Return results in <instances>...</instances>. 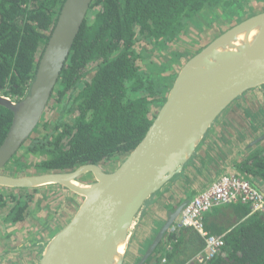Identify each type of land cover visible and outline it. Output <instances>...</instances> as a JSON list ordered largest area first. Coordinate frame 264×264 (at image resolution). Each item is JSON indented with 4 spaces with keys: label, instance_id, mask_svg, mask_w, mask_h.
<instances>
[{
    "label": "trees",
    "instance_id": "obj_1",
    "mask_svg": "<svg viewBox=\"0 0 264 264\" xmlns=\"http://www.w3.org/2000/svg\"><path fill=\"white\" fill-rule=\"evenodd\" d=\"M65 1L0 0L1 95L15 101L25 96ZM243 1L96 0L51 99L59 116L21 148L15 163L37 173L62 172L128 155L149 130L156 105L168 95L154 74H145L137 42L170 44L199 17L227 13ZM93 63L95 74L85 82ZM12 122L13 112L0 106V146ZM238 170L264 183V149ZM8 191L0 194V218L17 224L26 219L27 199L39 189ZM204 223L226 242L207 264H264V213L252 214L242 203L228 204L214 208ZM203 248L199 234L185 229L176 235L166 262L156 258L153 264H197L193 258Z\"/></svg>",
    "mask_w": 264,
    "mask_h": 264
},
{
    "label": "water",
    "instance_id": "obj_2",
    "mask_svg": "<svg viewBox=\"0 0 264 264\" xmlns=\"http://www.w3.org/2000/svg\"><path fill=\"white\" fill-rule=\"evenodd\" d=\"M95 1L66 0L25 96L15 101L0 94V106L13 112L0 146V188L58 185L83 198L45 246L39 264H146L193 197L171 208L144 251L127 262L138 216L185 171L215 122L246 93L264 87L263 11L224 31L183 65L146 135L115 168L85 164L32 175L3 172L35 137ZM219 172L206 187L225 174Z\"/></svg>",
    "mask_w": 264,
    "mask_h": 264
},
{
    "label": "rangeland",
    "instance_id": "obj_3",
    "mask_svg": "<svg viewBox=\"0 0 264 264\" xmlns=\"http://www.w3.org/2000/svg\"><path fill=\"white\" fill-rule=\"evenodd\" d=\"M263 11L264 0H245L241 3V6L233 8L227 13L212 12L207 13L206 17H199L190 24L175 42L170 44L153 45L146 40H139L136 48L144 54L145 61L143 68L146 69L145 74L147 76L150 73L154 74V78L160 80L164 93L168 94L179 71L191 57L230 27ZM96 65L97 63H93L87 68L85 82L92 80ZM54 106L55 99L53 98L41 123L35 130V137L46 132L44 129L46 123H53L57 120L59 112ZM161 106L162 104L156 105L152 115H156ZM231 116V114L228 115L227 113L225 115L227 118H231ZM21 154L22 151L19 155L21 156ZM20 156L15 157L3 172L14 175H32L37 173L34 168L23 169V167L18 166L15 160ZM125 157L122 156L118 161L112 163H104L103 166L108 169L115 168ZM83 181L89 183L91 178L84 177ZM176 185L178 184H175V187ZM166 189H168V186L159 193L158 197L156 196L155 199H152L156 200V204L157 200L164 199L163 194L164 192L166 193ZM8 192V189L0 188V194ZM15 192L20 191L16 189ZM82 202V197L74 195L64 187L58 185H48L39 188V191L33 194V197L27 199L29 206L28 216L24 222L18 224L17 230L13 229V231H8L9 233H7V227L3 228L6 222L3 218H0V239L4 236H10L14 232L16 239L14 246H19L26 242L24 248H20L19 250L16 249L17 247L11 249L12 247L8 245L5 250H0V258H2L0 259V264H39L45 246L54 235L71 221ZM139 218H142V216H138L137 219ZM136 229L137 225L131 237L130 250L134 249L136 243L134 238L136 236ZM156 255H158V252H156Z\"/></svg>",
    "mask_w": 264,
    "mask_h": 264
},
{
    "label": "crops",
    "instance_id": "obj_4",
    "mask_svg": "<svg viewBox=\"0 0 264 264\" xmlns=\"http://www.w3.org/2000/svg\"><path fill=\"white\" fill-rule=\"evenodd\" d=\"M263 88L264 87L246 93V99L244 98L243 100L235 102L227 111L235 112V110H240L242 108L245 109L244 114H246L247 119H255V126L251 124L253 125V130L248 135H244L240 132L237 134H230L227 139H224L225 136L223 135V129L227 126L224 124L226 121L222 118L223 120L217 123L216 126L210 130L200 145V148L186 166L185 171L167 185L168 189H166V193L164 192L163 194L164 199L157 200V204L156 200H152L155 199L156 196L158 197L159 193L161 192L160 191L146 204L142 213L139 215L142 216V218L136 220L137 229L136 236L134 237L136 243L134 245V249L130 250L127 262H132L139 253L144 251V248L148 243L152 233L158 227L159 222H161L163 218L166 217L167 212L171 208L176 207L184 198L194 197L195 194L201 190V188L206 187L209 182L213 181L214 177L220 173L219 171L225 170V174L238 173L239 164L243 160H246V155H249V152L242 153L243 155L240 154L241 147H244L245 144H250L254 136L256 134H260L261 130L264 128V99L261 102V107H259L260 104L258 102V100L260 98L262 99L264 96ZM253 104H256V106L259 108L257 110L251 109V105ZM227 122H230V120L227 119ZM248 136H250V138ZM229 140H233L234 143H231ZM255 180L257 181L256 184L264 191V183L259 179ZM175 184L178 185L175 187ZM206 215L204 216V219ZM2 218L6 222L3 228L7 227V233L13 231V229L17 230L19 227L18 224L20 223L12 224L6 221V218ZM185 229H191L195 231L192 228H184L180 232ZM14 235L15 234L13 232L10 234V236H4L0 239V250H5L7 245L12 247L11 249L15 247H17V250L24 248L26 242L20 244L19 246H14L16 243ZM165 241L166 237L159 247L158 255H156L155 252L154 256H152V258H150L146 264H153L156 258H166V253L168 252L164 250L165 245L163 246V243Z\"/></svg>",
    "mask_w": 264,
    "mask_h": 264
},
{
    "label": "built area",
    "instance_id": "obj_5",
    "mask_svg": "<svg viewBox=\"0 0 264 264\" xmlns=\"http://www.w3.org/2000/svg\"><path fill=\"white\" fill-rule=\"evenodd\" d=\"M236 203L248 205L252 214H262L264 213V191L255 182L240 174H222L205 189L198 191L187 204L165 236L164 250L171 251L175 237L182 229L192 228L204 241V248L194 256L193 261L197 264H207L221 254L226 242L224 235H213L206 230L204 216L216 207ZM165 262L164 257L161 263Z\"/></svg>",
    "mask_w": 264,
    "mask_h": 264
},
{
    "label": "flooded vegetation",
    "instance_id": "obj_6",
    "mask_svg": "<svg viewBox=\"0 0 264 264\" xmlns=\"http://www.w3.org/2000/svg\"><path fill=\"white\" fill-rule=\"evenodd\" d=\"M264 90V88H263ZM246 95H244L242 98H240L238 101L243 100ZM264 99V96L262 97V99L260 98L258 100L260 106H262V100ZM237 101V102H238ZM254 103V102H252ZM243 106V105H242ZM259 107L256 106V104L251 105V109L253 110H257ZM229 110V109H228ZM227 110V111H228ZM226 111V112H227ZM245 109H240V110H235V112H227V114H231V118H227L225 117L226 112L215 122V124L212 126V128L210 130L213 129L214 126H216L217 123L221 122V120H225L226 122L224 124H226L227 127H224L223 129V135L225 136L224 139H227L228 136H230V134H237V133H242L244 135H248L252 130H253V125L255 126V119H247L246 114H244ZM259 111V110H258ZM257 111V112H258ZM241 116V117H239ZM223 118V119H221ZM227 119L230 120V122H227ZM264 122V120H263ZM253 124V125H251ZM210 132V131H209ZM38 137V136H37ZM250 138V136H248ZM231 141V140H229ZM258 141V142H257ZM234 143V141L232 140L231 143ZM230 144V143H229ZM232 148V147H231ZM259 149H264V128L261 130L260 134H256L253 138V140L250 142V144H245L244 147H241L240 150V154L245 153V152H249V155H246V160H243L239 165H241L244 162H247V160L249 159L250 156H252L257 150ZM243 155V154H242ZM244 177H246L247 179L257 183V181L255 179V177L251 176L248 177L246 174H242L240 173V171L238 170V173ZM258 180V179H257ZM23 222V221H22ZM21 223V222H20Z\"/></svg>",
    "mask_w": 264,
    "mask_h": 264
},
{
    "label": "bare ground",
    "instance_id": "obj_7",
    "mask_svg": "<svg viewBox=\"0 0 264 264\" xmlns=\"http://www.w3.org/2000/svg\"><path fill=\"white\" fill-rule=\"evenodd\" d=\"M124 252H125V246L122 245V246H120V248H119V253H120V254H123Z\"/></svg>",
    "mask_w": 264,
    "mask_h": 264
}]
</instances>
